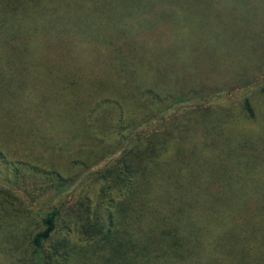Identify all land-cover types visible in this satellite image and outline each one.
Segmentation results:
<instances>
[{"label":"trees","instance_id":"trees-1","mask_svg":"<svg viewBox=\"0 0 264 264\" xmlns=\"http://www.w3.org/2000/svg\"><path fill=\"white\" fill-rule=\"evenodd\" d=\"M263 61L264 0H0V264H264V116L245 101L262 132L197 149L181 114L138 131ZM121 148L32 230L13 188L61 192Z\"/></svg>","mask_w":264,"mask_h":264},{"label":"rangeland","instance_id":"rangeland-1","mask_svg":"<svg viewBox=\"0 0 264 264\" xmlns=\"http://www.w3.org/2000/svg\"><path fill=\"white\" fill-rule=\"evenodd\" d=\"M202 16L205 17L206 13H203ZM262 65V72L253 75L249 84L244 85L237 82L233 90H230V88L224 87L229 82L225 79L224 83L219 85L220 87H214L216 89L213 88L209 92L204 89L201 91L200 96L197 95V98L182 102L163 114L156 116V118L152 117L153 119L149 125L147 123L144 127H139V133H143L145 130L148 132L153 130L160 132V126L164 122L172 118H178L181 115L184 118L181 119L180 124L176 125L175 130L187 132L188 137H191L192 134L193 137L190 141L186 139V136L182 138V143L192 149H197L202 145L210 146L212 143L211 135H214V128L218 123L226 124L228 121L227 127L235 129V132L242 134V136L261 133L260 124L255 118L248 116L244 109V103L245 101L249 103L252 109L255 110L257 117L264 116V61ZM215 78L216 75L213 74L211 80H215ZM198 122H200L199 130L196 126ZM224 130L225 132L227 131L226 129ZM185 139L187 141H184ZM122 148L104 156L95 166L86 168L76 183L66 187L61 192L55 193L52 188L31 185L30 183H25V186L22 185L20 189L13 188L16 194L29 207V220L33 222L32 230L38 228L39 218L52 208L62 204L66 206L75 205L76 200L84 195L94 196L92 192L95 193L100 185V182L95 181V172L113 162L119 156ZM6 159L7 157L3 158L0 155V174L8 173ZM0 184L8 188V183L1 181V179ZM76 239V241L80 242L78 237Z\"/></svg>","mask_w":264,"mask_h":264}]
</instances>
